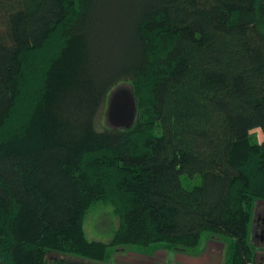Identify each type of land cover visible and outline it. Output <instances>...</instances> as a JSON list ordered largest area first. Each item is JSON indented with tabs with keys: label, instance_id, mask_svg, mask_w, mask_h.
<instances>
[{
	"label": "trees",
	"instance_id": "trees-1",
	"mask_svg": "<svg viewBox=\"0 0 264 264\" xmlns=\"http://www.w3.org/2000/svg\"><path fill=\"white\" fill-rule=\"evenodd\" d=\"M120 85L137 100L130 129L106 122ZM256 129L264 0H0V264L187 251L206 232L234 240L227 264H251ZM99 202L119 216L109 244L82 226Z\"/></svg>",
	"mask_w": 264,
	"mask_h": 264
},
{
	"label": "rangeland",
	"instance_id": "rangeland-1",
	"mask_svg": "<svg viewBox=\"0 0 264 264\" xmlns=\"http://www.w3.org/2000/svg\"><path fill=\"white\" fill-rule=\"evenodd\" d=\"M251 139L252 142L262 143L264 141L263 131L261 129L252 131ZM184 181L188 182L186 178ZM257 204L258 209L264 211V201H258ZM82 226L87 240L109 244L119 230L120 221L111 205L99 202L85 212ZM233 245V239H213L210 233L206 232L203 234L200 247L187 251L172 249L163 244L144 247L120 243L116 248L109 247V258L105 263L79 260L74 257H65V259L75 263L78 260L80 264H227L232 255ZM57 258L61 259L63 256L52 255L49 260L54 261Z\"/></svg>",
	"mask_w": 264,
	"mask_h": 264
},
{
	"label": "water",
	"instance_id": "water-1",
	"mask_svg": "<svg viewBox=\"0 0 264 264\" xmlns=\"http://www.w3.org/2000/svg\"><path fill=\"white\" fill-rule=\"evenodd\" d=\"M138 115L137 100L132 87L120 85L110 94L106 113L107 125L115 129H130Z\"/></svg>",
	"mask_w": 264,
	"mask_h": 264
},
{
	"label": "flooded vegetation",
	"instance_id": "flooded-vegetation-1",
	"mask_svg": "<svg viewBox=\"0 0 264 264\" xmlns=\"http://www.w3.org/2000/svg\"><path fill=\"white\" fill-rule=\"evenodd\" d=\"M256 206L250 230V243L254 249V261L251 264H264V211L258 209V204Z\"/></svg>",
	"mask_w": 264,
	"mask_h": 264
}]
</instances>
